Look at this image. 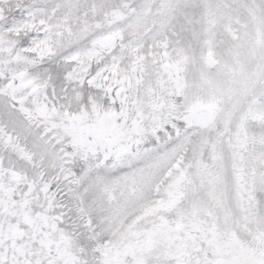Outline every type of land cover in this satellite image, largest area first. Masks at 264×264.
Returning a JSON list of instances; mask_svg holds the SVG:
<instances>
[{"label": "snow or ice", "instance_id": "snow-or-ice-1", "mask_svg": "<svg viewBox=\"0 0 264 264\" xmlns=\"http://www.w3.org/2000/svg\"><path fill=\"white\" fill-rule=\"evenodd\" d=\"M0 264H264V0H0Z\"/></svg>", "mask_w": 264, "mask_h": 264}]
</instances>
